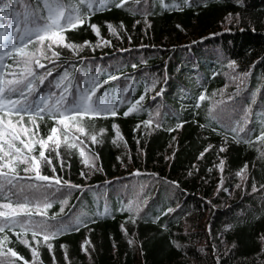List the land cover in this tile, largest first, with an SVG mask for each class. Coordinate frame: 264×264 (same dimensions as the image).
<instances>
[{
    "label": "trees",
    "instance_id": "16d2710c",
    "mask_svg": "<svg viewBox=\"0 0 264 264\" xmlns=\"http://www.w3.org/2000/svg\"><path fill=\"white\" fill-rule=\"evenodd\" d=\"M105 3L84 26L65 33L69 42L82 45L90 41L89 47L78 55L58 48L55 66L40 57L52 76L43 86L37 82L34 87L39 91L31 98L50 90L58 94L48 81L54 84L65 70L73 84L89 73L99 74L100 79L117 75L120 79L100 91L111 93L131 83L132 89L125 94L131 102L146 87L154 83L155 88L145 96L140 112L125 117L127 105H123L118 116L89 122L90 131L106 129L102 137L98 135L100 143L81 137L87 145L86 155L95 157L98 170L81 163L78 149L69 155L61 136V155L70 167L61 172L53 159L57 173L84 188L72 190L65 213L58 219L66 224L82 219L86 226L50 241L52 253L41 243L37 264H54L53 253L55 264H264V158L258 144L234 142L224 132L239 122L245 127L241 135L254 139L264 128V0H129L121 8L114 6V0ZM29 4L36 7L35 0H22L16 11L23 15ZM7 5L8 0H0V8ZM3 22L9 23L8 19ZM89 23L99 27V47ZM108 24L118 36L110 34ZM103 40L111 44L104 46ZM34 49L30 44L27 50ZM231 62L237 71L249 73L239 91L237 85L227 86ZM5 63L12 66L5 68V78L24 79L22 64L14 65L7 57ZM32 67L37 74L44 72ZM160 89L163 94L156 95ZM202 93L206 99L196 107ZM231 95L235 96L231 102L217 104ZM213 105H217L216 119L209 116ZM245 110H249L246 125ZM149 114L152 125L141 124L134 131ZM23 123L32 127L28 117ZM37 123L40 136L46 137L53 121L46 117ZM113 124L121 133L117 144L112 143ZM209 146L203 159H198ZM220 160L224 161L222 173L217 167ZM245 165L247 177L240 183L237 173ZM42 171L52 174L46 165ZM137 171L140 174L134 175ZM221 179L223 188L217 191ZM225 186L235 188L229 194ZM129 206L136 214L134 224L127 222ZM59 207L55 204L49 215ZM122 224L128 235L121 230ZM6 234L12 243H6L5 250L14 248L31 261L29 249L11 232ZM129 239L134 244L129 245ZM86 240L90 242L85 245L88 254L82 251Z\"/></svg>",
    "mask_w": 264,
    "mask_h": 264
},
{
    "label": "snow or ice",
    "instance_id": "6c2138e0",
    "mask_svg": "<svg viewBox=\"0 0 264 264\" xmlns=\"http://www.w3.org/2000/svg\"><path fill=\"white\" fill-rule=\"evenodd\" d=\"M128 2L129 0H114V6L121 8ZM135 2L139 3V0ZM21 3L22 0H8V5L0 8V234H4L0 236V264H17V261H21L22 264H37L40 256L37 249L41 243L52 253L53 244L50 241L69 232L79 231L81 226H86L82 219L72 224H66L58 219L65 213V208L69 203L68 196L71 195L72 190H83L84 188L83 185L73 184L70 180L63 179L57 173V164L53 163V159L58 162L61 172L66 167H70L61 155V136L64 149L69 155L73 154V150L78 149L81 163L92 171L98 170L93 162L95 157L89 158L86 155L87 145L81 137L90 139L92 144L100 143L98 135L102 137L106 129L100 128L98 133L94 128L90 131L89 122L98 118L116 117L119 115L118 109L123 105H127V110L123 113L125 117L140 112L145 96L155 88L154 83L146 87L145 92L135 102H131L125 99V94L132 89L131 83L123 89H114L111 93L107 90L100 91L111 81L120 79L117 75L109 74L107 78L100 79L99 74L89 73L82 77L80 83L73 84L70 73L65 70L54 84L52 80L48 81L58 90V94L50 90L47 94L31 98L39 91L38 87H34L37 82L39 86H43L48 77L52 76L51 68L41 63L40 57L47 59L55 66L60 57V52L56 51V48L68 49L73 55H78L83 48L89 47L90 41H85L82 45L69 42L65 33L84 26L94 12L106 7V3L105 0H35L36 7L29 4L23 15L16 11ZM230 17L231 14H229ZM5 19H8L9 23L5 24L3 22ZM88 26L98 37L96 46L99 47L102 39L99 27L90 23ZM107 27L110 34L118 36V32L111 24ZM120 27L123 28V24ZM30 44L35 45L33 51L27 50ZM103 44L108 46L111 41L103 40ZM5 57L12 59L14 65H23L21 75H24V79L5 78V68L12 67L5 63ZM33 65L44 69V72L37 74L33 70ZM132 67L135 68L136 65ZM228 67L233 71L232 81L239 82L237 85L239 91L249 73L236 74L235 62H231ZM163 91L160 89L156 95H162ZM213 95L216 94L213 93ZM234 98L235 96L231 95L227 101H220L217 104L229 103ZM205 99L206 95L202 93L197 98L196 107H199L200 102ZM216 106L213 105L209 109V116L212 119H216ZM248 112L249 110H245L243 116L245 125L248 123ZM13 116L19 119L14 121ZM25 117H28L31 128L23 124ZM46 117L53 121V126L49 129L48 135L42 137L39 134L37 120L43 121ZM152 123L153 118L149 114V119L141 121L134 131L138 130L141 124L147 128ZM156 126L160 127V124L157 123ZM176 127H182V124ZM112 128L115 132L112 143L117 144L121 133L118 125L113 124ZM174 130L168 129V131ZM213 131L216 129L214 128ZM224 132L226 139L230 134L234 142H243L249 146L258 144L257 150L260 151L261 158H264V128H261L259 135H255L254 139H245L241 135L245 133V127L239 122L236 126L225 129ZM210 148L211 146L205 148L198 159H203L205 152H208ZM220 151H225V148L221 147ZM52 153H55L54 157ZM45 165L51 170V175L43 174L42 168ZM217 167L222 173L224 161L220 160ZM247 167L245 165L237 176L243 179ZM139 174V171L134 173V175ZM81 176L87 178V174L83 171H81ZM176 186L178 187V184ZM222 188L223 179L220 180L217 191ZM223 190L227 191V189ZM256 190L253 185V191ZM55 204L60 205L59 211L49 215V210ZM126 210L130 213L127 222L136 223L133 208L129 206ZM138 211L137 207L136 213ZM121 230L128 235L123 224ZM7 232H11L19 244L29 249L32 256L31 261L25 259L14 248L8 247L5 250V244L12 243ZM29 234L31 239L28 238ZM261 239L264 240V237ZM128 243L132 245L134 241L129 239ZM85 245H90V242L86 240L82 245V251L88 254V248ZM176 247L179 245L176 244ZM61 248L66 249V245H61ZM65 259H67L66 252ZM53 261L55 264L54 253Z\"/></svg>",
    "mask_w": 264,
    "mask_h": 264
},
{
    "label": "rangeland",
    "instance_id": "374dc122",
    "mask_svg": "<svg viewBox=\"0 0 264 264\" xmlns=\"http://www.w3.org/2000/svg\"><path fill=\"white\" fill-rule=\"evenodd\" d=\"M230 19V18H229ZM57 49L58 48H56L55 50L57 51ZM235 73L236 74H239V73H241V72H239V71H237V69H235ZM233 75V71H231V73L229 74V81H228V83H227V86L228 87H233V86H235V85H238V81L237 82H233L232 81V79H231V76ZM229 106V105H228ZM24 124V123H23ZM24 125H26V124H24ZM43 172V174H45L44 173V171H42ZM46 175V174H45ZM246 177H247V171H244V178L243 179H241V177L239 176V182L240 183H243V182H245V179H246ZM231 188H235V186H229L228 187V189H227V186H225V188L224 189H227V192L230 194L231 192H232V190H231Z\"/></svg>",
    "mask_w": 264,
    "mask_h": 264
}]
</instances>
